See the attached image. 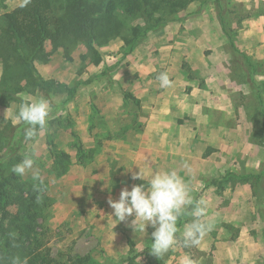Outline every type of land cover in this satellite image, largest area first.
Instances as JSON below:
<instances>
[{"label":"rangeland","instance_id":"rangeland-1","mask_svg":"<svg viewBox=\"0 0 264 264\" xmlns=\"http://www.w3.org/2000/svg\"><path fill=\"white\" fill-rule=\"evenodd\" d=\"M154 1L155 27L148 29V14L135 6L132 15L120 12L118 33L90 44L67 37L38 48L18 17L20 48L41 83L11 45L0 47V228L3 222L20 236L23 201L37 196L34 231L29 236L23 227L25 244L15 253L20 264H78L81 257H89L84 264H183L185 257L264 264V178L256 187L252 177L231 173L264 169V0ZM20 3L0 0V32L3 15ZM160 73L170 87H160ZM41 99L50 118L26 140L19 106ZM51 148L70 159L61 165ZM26 156L33 169L14 174ZM139 169L146 176L175 170L194 202H205L202 219L211 227L198 245L185 247L180 238L193 220L188 209L177 221L176 243L160 258L150 251L151 225L140 231L134 216L115 220L108 200L145 183L131 178Z\"/></svg>","mask_w":264,"mask_h":264},{"label":"trees","instance_id":"trees-1","mask_svg":"<svg viewBox=\"0 0 264 264\" xmlns=\"http://www.w3.org/2000/svg\"><path fill=\"white\" fill-rule=\"evenodd\" d=\"M165 1V0H159ZM154 0H30L26 7H20V4L14 9L12 13H5L3 15L4 23L1 24L2 31L0 32V47L4 45H11V53L15 56L17 61L23 64L29 76L39 79V83L43 80L36 73L31 64L32 57L29 56L24 47L20 45L24 43L21 35V24L17 22L18 17H23L31 26L29 34L36 42L38 48H42L45 42L51 41L53 45H61L62 40L67 37H74L84 41L87 44L99 41L101 38L109 39L113 34L118 33L120 25H123V19L120 15L127 12L134 14L135 6L144 13L149 23V28L156 26L153 24L154 18H151V11L159 9L158 4L155 5ZM152 7V9L150 8ZM151 10V11H150ZM120 19L121 23L119 22ZM224 26V24H223ZM138 28H133V33L138 32ZM224 31L229 38L230 46L236 49V45L232 34L224 27ZM39 50L37 54H39ZM251 65V64H249ZM124 97L131 98L138 102L135 96L130 93H125ZM79 151H83L80 141H78ZM15 149V147H12ZM53 159L62 165L63 161L69 160L68 153L51 148ZM241 178L252 177L254 179L253 186L258 187V183L263 181L264 169L260 173L241 175L238 172H231ZM37 196L32 195L23 201V217L19 218L17 228L20 231V236H15L13 226H5L1 224L0 230L3 231V236L0 231V241L4 237L3 243L0 242V264H12L15 253L22 250L25 240L22 238L23 227L27 226L31 230L28 235L33 233L31 222L33 221L34 206L36 204ZM260 216L264 220V212H260ZM35 252L31 249L28 257ZM40 254V253H39ZM35 257V256H33ZM50 261V260H49ZM78 264H84L89 261V257H81L77 260ZM31 264H37L36 260H30ZM52 261L48 264H51Z\"/></svg>","mask_w":264,"mask_h":264},{"label":"clouds","instance_id":"clouds-1","mask_svg":"<svg viewBox=\"0 0 264 264\" xmlns=\"http://www.w3.org/2000/svg\"><path fill=\"white\" fill-rule=\"evenodd\" d=\"M29 3L30 0H22L20 7H26ZM157 80L161 88H168L172 83L167 73H160ZM50 114V104L44 99L22 103L19 106L16 119L28 126L25 129L26 140L33 139L38 128L47 126ZM33 167L34 160L26 156L15 164L11 171L22 177ZM131 178L145 183L134 185L131 190L123 188L118 199L109 198L108 204L113 209L112 215L116 221H126L134 216L131 225L140 231H145L146 226L151 225L154 231L151 233L150 251L160 258L176 243L177 221L188 209L193 220L186 225L180 238L185 247H194L200 243L201 238L211 227L202 219L207 214V206L202 200L194 202L190 189L175 170L157 171L146 176L139 169L132 173ZM13 264H20L19 259H14ZM183 264L193 262L190 257H185Z\"/></svg>","mask_w":264,"mask_h":264}]
</instances>
